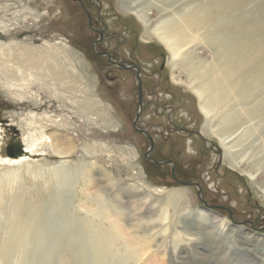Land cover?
<instances>
[{
  "label": "rangeland",
  "instance_id": "374dc122",
  "mask_svg": "<svg viewBox=\"0 0 264 264\" xmlns=\"http://www.w3.org/2000/svg\"><path fill=\"white\" fill-rule=\"evenodd\" d=\"M81 1L94 27L105 31L95 48L100 36L74 0H0V264H264V110L221 133L229 115L264 99V85L247 103L206 105V117L201 106L214 100L193 92L204 79L194 81L192 70L212 64V50L187 47L175 65L151 34L169 27L178 10L211 0ZM262 3L248 2V13ZM106 52L139 66L144 104L137 127L154 140V161L175 166L145 157L151 142L134 127L137 76ZM51 68L62 75L51 77ZM88 102L96 103L90 112ZM217 134L233 137L238 170L225 160ZM26 139L37 141L39 156L1 160L19 161L6 156V147ZM174 167L179 180L201 187V199L197 187L172 177ZM202 200L231 210L237 224ZM29 221L49 232L70 224L75 242L59 252L35 246L21 235ZM97 237L98 250L90 242Z\"/></svg>",
  "mask_w": 264,
  "mask_h": 264
},
{
  "label": "bare ground",
  "instance_id": "6f19581e",
  "mask_svg": "<svg viewBox=\"0 0 264 264\" xmlns=\"http://www.w3.org/2000/svg\"><path fill=\"white\" fill-rule=\"evenodd\" d=\"M250 1L251 0H211L202 7L195 6L188 7V9H183L182 11L178 10V13L174 14L175 17L171 19L169 27L165 26L160 30L155 28L153 31L154 33H151L158 39L161 45L170 52L173 59L172 61H175V65L179 63L177 61L181 56V51L187 47L193 46V48H195L196 45L204 44L203 46H207L212 50L214 62L210 65L193 67L192 70L194 81L204 79V82H202V90L195 91L193 88V92L200 98V93L203 91L204 93L210 94L211 98L214 100L213 102L210 101L209 104L207 102V104L203 103L201 106V110L206 114V117L210 113L206 105H209L211 108V106L217 107L226 102L229 104L232 101H239L241 104L247 103L248 99L257 97V89L260 84L264 85V3L258 5L254 13L249 14L247 11V4ZM189 5L192 4H187V6ZM134 14L141 22H146L145 17L141 12L139 13V10H135ZM148 33L146 34L147 38L151 37L150 33ZM201 34L206 37H202L205 39L203 43L201 38H199ZM21 54L30 56L31 51L21 48ZM35 65L37 69L40 68L39 63L36 61ZM59 71L63 73L61 70L55 71L51 68L49 75L53 78H59L62 75ZM256 74L257 76L255 77ZM189 87L192 88L191 84ZM95 104L93 102H88L85 107L89 110L94 107ZM263 110L264 99L260 102H256V106L254 104V107L250 108L247 112L229 115L226 121L223 120L226 122V127L221 133L233 131L243 124L244 119L251 120L253 118H258ZM88 112H90V110ZM209 126L210 125L207 127ZM218 136L225 150V160L227 159L229 161V165L232 169L238 170L241 163L235 160L234 148L229 146L233 137H225L223 134ZM45 139L47 143L52 142V138L48 137ZM36 142L35 139H26L24 141L23 146L27 155L19 158V161L1 160L7 163L10 162V164H17L33 156H39L42 151L37 148ZM56 152L62 153L59 149H57ZM178 199V195L175 194L171 195L169 201L175 206ZM33 222L34 221H29L28 224L30 227H28V229L33 228L34 230L22 228L23 230L21 231H24V233H21V235L23 239H28L34 245L37 242H43V247H46L47 244H51L54 249L58 248L59 252L61 250H67L70 245L74 244L73 242H75L76 235L70 224L65 227H57L54 225L49 232L43 224H41L40 229L37 228V224L31 227ZM63 228L65 229L61 237H58L56 240L50 238L53 234L55 236L59 235ZM67 228L69 233L67 232ZM82 231L81 234L86 232V230ZM31 232H33L32 235ZM44 233L46 234L44 235ZM101 240L100 237H97L94 238V240L91 238V241H88H90L91 244H95L96 242H101ZM94 244H92V247H95L97 250L101 248L102 244L97 243V246ZM25 247V245L22 246L24 250L26 249ZM89 249L91 250L93 248L90 247ZM97 259H99V257Z\"/></svg>",
  "mask_w": 264,
  "mask_h": 264
},
{
  "label": "water",
  "instance_id": "95a60500",
  "mask_svg": "<svg viewBox=\"0 0 264 264\" xmlns=\"http://www.w3.org/2000/svg\"><path fill=\"white\" fill-rule=\"evenodd\" d=\"M75 2L79 3L80 6L83 8V10L87 13L88 15V20H89V24H90V28L92 30H95L94 29V26H93V20L91 18V16L88 14L83 2L81 0H74ZM100 33V39L96 42H94L93 44V48H95V45L102 41L103 38H104V32L103 31H98ZM103 56H106L111 62H113L114 64H116L117 66H120L122 67L123 69L125 70H134L136 73H137V80H138V87H139V110L137 112V117L134 121V127L137 131H139L141 134H144L146 135L150 142H151V147L150 149L147 151V153L145 154V157L147 159H149L150 161L152 162H155L156 164H172L173 166L174 163L173 162H167V163H159V162H156L154 161V159L151 157V153L152 151L154 150V140L149 136V134L145 131H142L140 130L138 127H137V123L139 121V118H140V115H141V111H142V107H143V104H144V94H143V79H142V74H141V70L139 68V66L137 65H122L120 62L118 61H113L110 54L108 52L106 53H102ZM27 155L25 149H24V146H23V143L17 141V142H13L11 144H9L7 147H6V156L9 157V158H12V159H19L23 156ZM172 177L178 182L180 183L181 185L183 186H186V187H192V186H195L199 189V198L201 199V195H200V190H201V187L196 184V183H189V182H184V181H181L179 180L177 177H176V173H175V167L173 168L172 170ZM203 202V205L206 209H223L225 210L226 212H228L231 216V219L233 220V223L234 224H237V221H235L234 219V214L231 210H229L228 208H225V207H221V206H208L207 203L202 200ZM240 225V224H239ZM242 225V224H241ZM260 229H264V226L261 227Z\"/></svg>",
  "mask_w": 264,
  "mask_h": 264
},
{
  "label": "flooded vegetation",
  "instance_id": "af4514ba",
  "mask_svg": "<svg viewBox=\"0 0 264 264\" xmlns=\"http://www.w3.org/2000/svg\"><path fill=\"white\" fill-rule=\"evenodd\" d=\"M93 26H94V23H93ZM94 29H95L94 32H97V33L99 34V36H100V33H99L98 31H103V32H104V38L106 37V36H105V31H104V30H99V29L96 28V27H94ZM104 38H103V40H104ZM99 39H100V38H99ZM103 40L100 41V42H104ZM97 44H98V43H97ZM114 53L118 55V52H117V51H115ZM109 54H110V53H109ZM111 54H112V53H111ZM111 54H110V56L113 55V54H112V55H111ZM112 60H113V59H112ZM113 61H117V60H113ZM115 66H116V64H115ZM117 67H118V66H117ZM118 68H120V67H118ZM120 69L123 70L122 68H120ZM124 71L127 72L126 70H124ZM128 71H130L132 74H134V75L137 76V73H136L134 70H128Z\"/></svg>",
  "mask_w": 264,
  "mask_h": 264
},
{
  "label": "trees",
  "instance_id": "16d2710c",
  "mask_svg": "<svg viewBox=\"0 0 264 264\" xmlns=\"http://www.w3.org/2000/svg\"><path fill=\"white\" fill-rule=\"evenodd\" d=\"M82 8V7H81ZM263 227V226H262Z\"/></svg>",
  "mask_w": 264,
  "mask_h": 264
}]
</instances>
